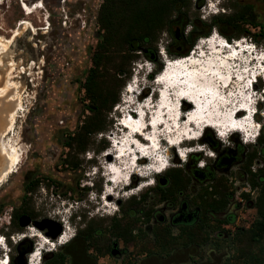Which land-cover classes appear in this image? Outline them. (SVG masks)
<instances>
[{"label":"rangeland","instance_id":"374dc122","mask_svg":"<svg viewBox=\"0 0 264 264\" xmlns=\"http://www.w3.org/2000/svg\"><path fill=\"white\" fill-rule=\"evenodd\" d=\"M22 2L28 7L36 4L40 7L26 13L22 9ZM100 3L101 0H0V37L3 39L0 44L6 49L8 48L5 52L3 50L5 48L0 45V51H4L1 52L4 59L13 63L12 66H8L11 70L10 77H4V81H0V88H3L4 84L8 82L21 99V107L16 111V121L11 132L6 133L5 140L11 145L13 144L22 154L21 161L15 171L0 182V236L5 242L4 248L0 249V262L4 259L5 254L9 260V253L14 245L10 238L16 240L17 236L24 235L25 237L21 240L26 238L31 240V243L35 242V246H42L41 238L29 237L30 234H41L50 243L55 242V238L46 235L44 231L35 227L34 223L41 224L45 221H51L59 225L60 216L63 215L61 212L67 205L70 204L72 208L76 206L77 208H73V210H76L75 212L80 215V221L75 228L83 227L88 222L84 214L86 206L93 205V203L88 202L89 196L95 198L96 204L101 205V210L113 211L114 216H117L122 205L118 206L116 202H123L125 199L122 197H129L131 191H136L135 187L126 191L120 188V192L116 190V196L109 202V208H104L101 196L104 192H101L105 188L106 180L103 182L98 173L92 175L91 168L99 165L104 172L103 175L105 174L101 158L104 156L103 153L110 149L107 139L110 138V133H117V136L122 134L125 137L120 146L116 144L113 150L110 149V152L115 150L121 152L127 136L121 132L119 124L123 123L124 115L129 111L127 108H131L137 102L141 103L149 97L150 92L154 94L158 89L154 78L161 71H157V69L163 67L162 57L164 56L166 59L175 58H170L165 54L163 46L166 37L164 35H162L157 46V57L143 52L137 55L129 65L128 79L124 80L122 75H118L113 83L118 102L105 118L108 125L106 131L90 134L84 140V149L78 151L76 143L71 138H75L79 126L88 115L82 83L91 66L90 57L98 38L99 31L95 17ZM191 3V11L197 13L200 19H207L213 15L212 13L221 14L223 10L228 12L226 8L229 1L219 0L218 5H214L213 0H200L199 3H196V0H191ZM21 21L28 22L34 32L27 28L21 29L19 30L20 34L18 33L19 35L11 39V43L6 42L12 37ZM245 41L251 40L245 37ZM197 45L201 46L199 40L193 47ZM255 46L257 47V54L264 53V46L260 44H255ZM204 55L203 53V58ZM8 68L4 67L0 71L4 72ZM255 85L253 88L258 97L264 88V82L259 78ZM127 88H131L135 93L138 91L141 93L138 96L134 93H127ZM172 92L175 94V91ZM227 93V95L231 94ZM142 94L143 97H140ZM243 96H239V100L244 101ZM138 97H140L139 101ZM172 98H174L173 94ZM124 104L127 105L123 107ZM159 105H163V100H160ZM256 107L264 111V103L257 104ZM170 109L171 107L166 108L165 112L171 111ZM225 112L223 109L220 114L224 116ZM159 116L160 112L156 113L154 119L156 120ZM253 119L254 122L258 123L261 136H264V118L256 114ZM198 127L201 131L203 125ZM188 132L195 134L192 129L189 131L182 129L177 135L171 133L172 140L180 135L186 136ZM165 134L170 136L168 132ZM213 135L214 132L211 129L203 131L199 141L190 143L188 146L194 151L184 154L185 156L181 155L184 157L183 162L178 159L174 150L170 149L167 156L170 163L169 168L160 174L151 173L150 178L146 174L151 182L150 187L156 184V175L159 176L160 186L164 187L163 180L168 177V171L177 169L180 177L185 181L183 187L179 189L185 193H187L186 188L189 185H194L193 181L192 184H186L189 176H194L196 179L202 177L205 184L201 185L200 188L203 191L204 189L208 191V187L213 191V187L217 186L219 181L229 183L230 187L234 188L237 183L234 178V171L241 169L242 166H235L229 174L220 175L213 163L217 152L213 147L216 149L218 146L219 148L236 146L237 151L241 150V147L246 158L253 151L264 149V143H261L262 140L257 143V137L254 140L249 139V141L253 140L251 143H242V139L240 141L238 139V134L230 130L223 138H215ZM168 140L171 141L170 137ZM126 146L125 148L128 149L130 144L128 143ZM134 147L136 150L137 146L134 145ZM164 149L166 151L167 147ZM133 158L135 157H130L134 162ZM148 166L146 171H152V169L157 168V163ZM249 167H251L249 171H253V173L258 169H264V157L256 153ZM194 169L198 171H194ZM25 177L27 180L36 181L32 190L27 193L24 190V183L27 181ZM131 179L137 184L147 180V178L141 180L135 176ZM85 182L87 185L84 184ZM90 184L92 185L90 186ZM87 187L88 189L91 188L88 192L83 189ZM237 191L239 193L241 189ZM121 192L124 194L121 195ZM141 192H144V189ZM147 195L155 196L156 194L148 193ZM255 196L256 190L252 194H248V200L244 201L245 204L237 213L238 227L247 229L253 221ZM173 197H176V193L173 194ZM97 205L96 207L99 208ZM11 211H26L27 213L23 215L29 217L30 224L25 227H20L18 224L20 230L12 231L10 229L11 223H9L11 222L9 218ZM109 218L96 216L93 220L104 224L108 222ZM69 224H73L72 218L68 222H64V230L68 231L69 228L70 233H72L73 230ZM36 241L39 244H36ZM50 243H47L46 246H49ZM234 257L236 264H251L253 257L261 263L264 260V237L255 243L249 240L246 233L241 234L234 250ZM39 264H41V259Z\"/></svg>","mask_w":264,"mask_h":264},{"label":"flooded vegetation","instance_id":"af4514ba","mask_svg":"<svg viewBox=\"0 0 264 264\" xmlns=\"http://www.w3.org/2000/svg\"><path fill=\"white\" fill-rule=\"evenodd\" d=\"M223 1L246 5L248 9L242 16L250 22L246 26L252 30L251 33H264V0ZM223 13L226 11L223 10ZM235 147L218 146L215 149L217 152L213 163L220 175L229 174L235 166H243L244 152L241 147L238 151ZM198 178L189 176L186 184H192L193 181L194 185L186 188L187 193L177 191L176 197H173L170 177L163 180L164 187L160 186V179L157 182L155 177L156 184L144 187V192L140 189L141 182L137 184L130 180L128 189L135 187L136 191H131L129 197H122L125 199L123 202H116L118 206L122 205L118 217L114 216L113 211L101 210L99 203L100 209L96 207L97 201L89 196L88 202L93 205L86 206V225L75 228L80 221L79 213L75 212L73 224H69L72 233L69 228L65 231L62 224H56L59 235L53 245L48 241L49 246H46L47 243L45 246H35V242L22 239L13 245L9 260L12 264L17 253L23 252L22 259L29 264L31 255L39 250L38 261L41 259V264H236L234 250L238 237L246 230L238 227L237 213L246 201L243 194L248 198V194H252L256 188L250 185L248 174L242 168L234 171L236 189L231 188L229 183L219 181L214 192L209 187L204 192L200 186L205 181H202V177ZM261 182H264L263 177H259ZM83 189L88 192L91 188ZM238 189H241L239 193ZM148 193L156 195L148 196ZM13 213L11 211L10 219ZM96 216L110 218L103 224L93 220ZM42 225L43 228L39 230L50 235L53 230L48 227L47 221ZM67 234L70 238L60 242ZM24 240L28 243H24Z\"/></svg>","mask_w":264,"mask_h":264},{"label":"trees","instance_id":"16d2710c","mask_svg":"<svg viewBox=\"0 0 264 264\" xmlns=\"http://www.w3.org/2000/svg\"><path fill=\"white\" fill-rule=\"evenodd\" d=\"M199 1L196 0V3ZM227 8L232 12L200 19L197 13L191 11V0H101L95 17L98 38L90 57L91 66L82 83L88 115L79 126L75 138H71L78 151L84 149V140L90 134L106 131L108 125L105 118L118 102L117 92L113 87L116 76L122 75L124 80L128 79L130 63L142 52L157 57V46L162 35L166 37L163 49L170 58L188 56L196 41L210 36L212 31L227 41L247 37L254 44L264 46V33H251L246 26L250 22L242 17L248 7L229 2ZM159 70L163 69L159 67L157 71ZM260 140L264 143V136H261L259 129L257 143ZM256 153L264 157V149L253 151L245 158L242 166V171L248 174L250 185L256 188L253 201L255 217L243 234L246 233L249 240L255 243L264 237V182L259 183V177L264 178V169H258L255 173L249 171ZM167 174L175 194L181 190L179 188L183 187L185 181L177 169L170 170ZM155 177L159 182V176ZM35 183L36 181H25V193L31 191ZM215 189L216 186L213 187V192ZM243 196L248 200L246 194ZM26 213L14 211L10 219L12 231L20 230L18 219ZM24 243L27 244L28 241L24 240ZM7 264H11V260ZM251 264H264V260L260 263L253 257Z\"/></svg>","mask_w":264,"mask_h":264},{"label":"bare ground","instance_id":"6f19581e","mask_svg":"<svg viewBox=\"0 0 264 264\" xmlns=\"http://www.w3.org/2000/svg\"><path fill=\"white\" fill-rule=\"evenodd\" d=\"M21 6H22V9L26 11V13H30L33 9H37L40 7V5L38 4H36L35 6L28 7L23 2L21 3ZM18 26L19 27L14 31L12 37L9 40H6V42L11 43L12 42L11 39L19 35L20 34L19 30L21 29L27 28V29H31L34 32L33 28H30V24L26 21H21L18 24ZM2 40L3 39L0 37V42ZM213 42L214 40L210 41L209 39L207 41L200 42L201 46L198 45L199 48H197L198 46H196L197 50L194 49L192 56H189L186 60L182 61L181 63L176 64L174 70H170L169 66L163 69L164 70L163 76L158 78V80L155 82V84L157 85V88L159 89H161L160 86L163 84V81L166 77L169 83V87L167 88V94L162 99L163 100L162 106L159 105L160 101L155 100L154 104H153V101H151L150 103L145 105L148 108V113L143 112L142 109L139 110L140 115H142L140 117H138L134 113H131L130 111H128L125 115L123 114L125 122L123 123L121 122L119 124L121 128V132L127 136V140H126V143L124 144V148L121 149V152L123 153L119 154L114 159L112 157V152H110L109 150V152L104 154V156H102L101 158L102 165L105 169L104 176L107 177L105 188L104 190L102 189V192H101V193L104 192L103 195H101L102 205L104 208H109V204H110L109 202L111 201L113 197L116 196L115 194L116 190L120 191V188H122L125 191L129 190L128 188L131 185L129 187H127L128 185L127 186H123V185L129 184L128 182H130V180L132 181V179L130 178H132L133 176L138 177L141 180H144L145 178H147V181H148L151 173L160 174L169 168L170 163L167 161V156H168V151L172 148V145L170 146V148H167L166 151L165 149L162 150L161 155L166 158L165 163H163V161H160L161 163H157V168L152 169V171H146L149 167L148 160H145L144 158L141 157L138 160L133 162L130 159L131 156L135 157L137 155L134 145L139 147V142H141L140 138L136 136V133L141 135L144 132H146V134H148L149 136V138H147L148 141L143 143L144 146L146 145L145 146L146 150H151V149L152 150L154 149L155 151L159 150L160 153H161L160 149H162L163 148L162 146L165 144L162 141V139L165 140V142H167L168 137H170V139L172 140L171 133L172 135H177L179 131L182 129H184V131H186L187 129L188 131L192 129L194 131L193 133H195V131L197 132L199 130L198 126L205 122H206V125H204L203 128H201L202 133L203 131L211 129L208 126H214V123L216 124V126H218L219 130H227L228 127L232 126L229 130L235 133H238V129L240 130V128H245V127L250 126V128L246 130V133H247L246 138L242 139V142L244 140V143L249 142V139L251 136L250 133L252 132V128H251V124L248 122V118H244L243 120L239 122L237 121L235 122V121H232L228 113L225 112L224 116H222L220 113L222 112L223 109L227 111L231 107L239 104V101H241L239 100L240 98L239 96L246 95V90L243 89V86H244L243 83L246 79L249 78L250 73L255 72V70L257 69V66L254 65L253 67L248 68L247 64H250L249 62L252 61V58L249 57L250 49H231L229 51L228 50L226 51L222 49H217L216 46L206 47V48L204 47L207 43L212 44ZM1 46L2 48L3 47L5 48V46L3 45ZM7 49L5 48L3 50L7 52ZM3 50L0 51V70H2L4 67L8 68V66L13 65L12 61L10 60L7 61V59L3 58V56L1 55V52ZM200 50L202 51L200 55L201 60L200 58L195 59V54L198 53ZM203 53L205 54L204 58L202 57ZM258 59H264V53H261ZM10 71H11L10 68H8V70L4 72L0 71V81H4V77H7V78L10 77V73H11ZM161 72L158 73V75L161 74ZM168 72H171V73L169 74ZM185 79L195 83L196 85H199L201 88H207L210 86L214 88L217 93V96L211 101L205 100V98L207 97H204L203 95H201V99H199V102L202 103V105H200V109L201 111L204 112V114L202 113L198 117L192 116L191 117L192 121L190 122L186 121L185 117L182 114L183 113L182 110H176L175 108V105L177 104L176 95L172 92V91H175L174 89L177 88V85L174 83L177 82L178 85L182 84V82H184ZM11 87L12 86L8 82H6L3 88H0V99H1L0 101V182H2L4 178H6L9 174L15 171V168L20 163L21 157H22V154L18 151V149L14 147L13 144L11 145L8 141L5 140L6 133L11 132L14 126V123L16 121V111L18 110V108L21 107V103H20L21 99L19 95L14 91V88H11ZM126 91L127 93L133 94V90H131V88H127ZM227 92L231 94L227 95L228 94ZM163 94L165 95V93ZM172 94L175 99L172 98ZM140 97H143V94L140 95ZM140 97H138V101ZM250 99H252V95L250 96ZM143 102L144 100L141 103ZM141 103L137 102L135 105L139 106L141 105ZM179 103L182 104V108L185 109V112L193 108L187 100L180 99ZM240 103L246 104L247 100L245 99L244 101H241ZM157 105H159L160 108L155 110V107ZM140 107L142 108L143 105H141ZM168 107H171L170 109L171 111L165 112L166 111L165 109L166 108L168 109ZM159 112H160V116L157 117V119L155 120L154 119L155 115L156 113H159ZM127 115L129 117L126 120L125 118ZM242 115L243 113L240 114L239 112H237L234 118H239ZM228 120L231 121L232 124H229ZM153 131L154 133H152ZM166 132H168L170 136L166 135L165 134ZM190 133L191 132H188V135ZM164 136L166 137L163 138ZM195 136L189 137L187 139L195 138ZM199 138H196L193 141L195 142L199 141ZM112 139L114 140V143L116 145L118 140L122 144V142L125 140V137H123L122 134H120V136L112 135ZM182 141L183 140H181V142ZM128 143L130 144V147L126 149L125 147H127L126 145H128ZM150 144H151V147H150ZM164 151L165 153H163ZM192 151L194 150L190 149L187 152L184 151L183 154L181 155L192 153ZM116 152H119V151L115 150L114 153ZM127 152L129 153L127 154ZM151 154H154V153L149 152V155ZM181 155H180V158H181ZM134 159L135 158H133V160ZM108 165H111L110 166L111 168H108ZM141 165L143 166L142 169H140L139 173H136L135 171L136 166H141ZM146 174L149 178L146 176ZM127 175H128V178H127ZM150 185H151V182L149 183L146 182L141 185L140 189L142 190L144 187H147ZM132 194H134V192H132ZM20 236L22 235H19L17 237L18 241L16 239L14 243H17L19 242V240H21ZM35 236L43 240L41 241L42 242L41 244H43V246L49 241V240L46 241L45 240L46 238L44 236L37 235V234L31 235V237H35ZM69 238L70 236L67 234L63 238L60 239V242H66ZM4 243L5 242L3 241L2 245H4ZM36 244H39L38 241H36ZM38 251L39 250H36V252L33 253V255H31L29 264H38L39 262L38 261V255H39ZM7 261L8 260L6 259V264L8 263ZM0 264H5V261H1Z\"/></svg>","mask_w":264,"mask_h":264},{"label":"clouds","instance_id":"9594fccd","mask_svg":"<svg viewBox=\"0 0 264 264\" xmlns=\"http://www.w3.org/2000/svg\"><path fill=\"white\" fill-rule=\"evenodd\" d=\"M218 2H219V0H213V3H214V5H218ZM217 11V10H216ZM212 14H214V13H212ZM244 40H245V38H243ZM250 44H254V43H252L251 41H248ZM255 45V44H254ZM262 77L264 78V74L262 75ZM261 79V76H258L257 77V80L258 79ZM264 82V81H263ZM255 84L256 83H254L253 84V87L255 86ZM263 90H264V88H263ZM262 94H264V93H261V94H259V96L258 97H256L255 98V100H254V104H253V111H254V116L256 115V114H259L262 118H264V111L262 110H259V109H257V104H263L264 103V95H262ZM258 95V94H257ZM263 114V115H262ZM254 116H253V118H254ZM214 132V137L216 138V137H218V138H220L219 137V135H218V133H216L215 131H213ZM217 138V139H218ZM239 139V141L241 140L240 138H238ZM254 140V139H253ZM251 142H253V141H251ZM250 141L248 142V143H251ZM242 143H244V141L242 142ZM97 174V173H96ZM63 215V217L62 216H60L61 218L60 219H62L63 218V220H65L66 222H68L71 218H72V216H73V214L75 213V211H73V208H72V206L69 204V205H67V207L66 208H63V211L61 212Z\"/></svg>","mask_w":264,"mask_h":264},{"label":"water","instance_id":"95a60500","mask_svg":"<svg viewBox=\"0 0 264 264\" xmlns=\"http://www.w3.org/2000/svg\"><path fill=\"white\" fill-rule=\"evenodd\" d=\"M227 166L229 165V162H227L226 164ZM48 223V227H51L53 231H51L50 233V237L51 238H55L57 235H58V229H56V224L51 222V221H47ZM19 226L20 227H25L27 226L28 224H30V219L29 217L23 215L19 218V222H18ZM34 226L37 227L38 229H42L43 228V225L42 223H34ZM29 252V250H28ZM22 254L23 252H18L16 257L14 258L12 264H26L23 259H22ZM84 256V255H82ZM79 260V259H78Z\"/></svg>","mask_w":264,"mask_h":264},{"label":"built area","instance_id":"2783aa9c","mask_svg":"<svg viewBox=\"0 0 264 264\" xmlns=\"http://www.w3.org/2000/svg\"><path fill=\"white\" fill-rule=\"evenodd\" d=\"M17 237H18V236H17ZM17 237H16V238H17ZM1 239H2V241H4V239H3L2 236H1ZM10 240H12L13 243H14V241H15V240H13V238H10ZM14 244H15V243H14ZM6 259H7L6 256H4V259H3V260H6Z\"/></svg>","mask_w":264,"mask_h":264}]
</instances>
